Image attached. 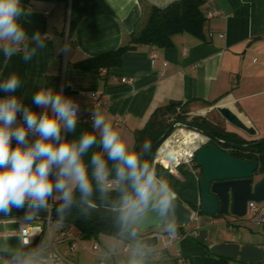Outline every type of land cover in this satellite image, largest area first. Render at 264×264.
Instances as JSON below:
<instances>
[{
  "label": "crops",
  "instance_id": "crops-1",
  "mask_svg": "<svg viewBox=\"0 0 264 264\" xmlns=\"http://www.w3.org/2000/svg\"><path fill=\"white\" fill-rule=\"evenodd\" d=\"M103 1L110 14L84 17L68 38L70 2L21 0L29 13L23 21L28 35L39 31L45 37V47H37L36 54L27 63L20 54L6 60L0 49V79L11 73L20 76L23 85L15 95L25 106L42 110L32 103L33 93L41 86L53 87L63 89L66 96L80 105V112L86 114L90 107L81 92L100 91L107 102L100 109L102 114L112 124L118 119L123 121L118 131L133 147L134 132L143 129L159 108L186 104L190 112L205 118L203 115L212 106L220 104L255 129L256 136L250 137L251 140L264 139V0H205L200 8L205 17L203 39L181 34L173 37L170 48L140 46L126 52L120 67L111 68L106 77L74 69L72 65L128 44L151 7L163 9L176 0ZM29 47L36 45L33 42ZM5 95L9 94L0 91V97ZM83 130H91V125L79 122L76 133L69 134L68 138ZM56 202H59L57 198ZM40 219L8 218L0 220V224L15 226L8 235L20 238L18 221L25 222L32 245L41 239L43 230L51 233L48 220ZM197 219L210 227L222 216L198 215ZM244 224L251 227L249 233L238 231L232 234V240L218 237V241L264 247L261 234L264 224L246 219L236 222L234 227L240 230ZM191 227L183 229L184 234L189 233L187 236L177 234L171 242L166 238L167 230L146 233L144 236L161 237L158 247L149 252L166 251L171 257L181 258L207 255L206 249L191 239L194 234L189 229L192 231L198 226ZM55 232L58 249L67 251L76 235L70 230H59L56 224ZM94 243L99 246L96 252L91 250ZM78 246V252L71 257V261L77 259L76 264L84 259L79 253H85L84 264H127L143 252L121 238L105 235L92 240L78 239Z\"/></svg>",
  "mask_w": 264,
  "mask_h": 264
},
{
  "label": "clouds",
  "instance_id": "clouds-1",
  "mask_svg": "<svg viewBox=\"0 0 264 264\" xmlns=\"http://www.w3.org/2000/svg\"><path fill=\"white\" fill-rule=\"evenodd\" d=\"M28 15L21 0H0V49L6 60L20 54L27 63L37 47H45L39 31L28 35L23 23ZM33 42L36 47H29ZM22 85L16 73L0 79V91L9 94L0 97V213L26 210L25 218L32 219L57 198L62 216L78 199L90 206L94 192L106 197L113 184L119 185L116 207L124 224L149 207L175 212L176 193L146 160L148 143L130 147L98 107L91 111V130L69 139L80 122V105L63 89L41 86L32 96L43 110L38 113L15 95Z\"/></svg>",
  "mask_w": 264,
  "mask_h": 264
},
{
  "label": "trees",
  "instance_id": "trees-1",
  "mask_svg": "<svg viewBox=\"0 0 264 264\" xmlns=\"http://www.w3.org/2000/svg\"><path fill=\"white\" fill-rule=\"evenodd\" d=\"M44 2H70V13L68 22V38H71L78 24L84 17L110 14L108 6L103 0H33ZM205 0H176L166 8L160 9L151 7L147 15L137 25L134 33L128 44L119 47L118 49L104 53L102 55L81 60L72 65L74 69L84 72L96 73L100 76L106 77L111 68L120 67L123 55L140 46H152L156 48H170L173 46V37L181 34H189L197 39H203V28L205 24V17L203 16L200 8ZM189 107L186 104H168L162 108L157 109L145 127L141 130L134 132L133 147L140 149L144 143L150 146L156 143L169 126L175 120H187L189 118ZM193 123L202 125L215 137L220 140H227L235 143H246L236 134L226 132L221 124L213 126L205 118L194 117L191 120ZM199 122H202L200 124ZM212 126V127H209ZM204 126V125H202ZM238 152V151H237ZM243 153V152H238ZM154 153L149 163L152 164L153 169L157 176L165 179L176 196L179 197L184 205L192 211L198 212V183L192 173L184 172L181 170L182 166L177 168V175L171 174L168 170L164 169L159 164H153ZM247 155L242 160L255 161L257 160L256 154L264 156V146L250 150V155ZM255 154V155H252ZM233 155V154H231ZM193 166L195 163L193 161ZM118 189L110 191L108 195L101 198L100 193L94 192L92 197L93 205L99 208H117L116 205ZM59 202L53 203V210H56ZM150 208V207H149ZM198 215H201L198 212ZM202 216V215H201ZM22 218V217H11ZM9 218V219H11ZM34 219H40L35 218ZM47 221L45 219H40ZM54 223L62 231H72L75 238L81 240L96 239L101 235L118 237L124 231H131L135 235L139 234L134 230L131 222L124 224L120 219V214L108 213L101 214L81 206H74L66 214L57 216L50 219V225ZM46 229V227H45ZM167 232H171L170 229ZM45 233L43 230L41 236ZM175 233L178 235L184 234L183 228L175 227ZM199 245L207 250L205 256H192L181 258L180 256L171 257L166 251L159 253L149 252L144 248H139L143 252L132 262L127 264H246L239 260H229L226 258L218 257L209 252L208 246L205 243L196 241ZM35 246L32 244L25 247L20 252L4 253L0 264H41L36 255L29 256V251ZM46 245L41 247L44 253ZM174 258L173 260H163L166 258ZM259 264V263H258Z\"/></svg>",
  "mask_w": 264,
  "mask_h": 264
},
{
  "label": "water",
  "instance_id": "water-1",
  "mask_svg": "<svg viewBox=\"0 0 264 264\" xmlns=\"http://www.w3.org/2000/svg\"><path fill=\"white\" fill-rule=\"evenodd\" d=\"M211 109H214L225 123L234 127L235 130L249 137L256 136L255 129L243 122L231 109L220 104L212 106ZM180 128L197 132L209 139V142L201 145L193 153L195 167L201 171L198 182L200 197L198 212L202 216L215 217L230 214L242 218L246 214L249 202L264 203V156L260 157L256 154L257 160L255 161L239 160L226 154L221 149L226 147L248 152L264 146V139L246 145L227 143L191 121L175 120L161 138L151 145V153L146 157V160L148 161L154 153H157L158 149L175 133V130ZM175 203L174 213L162 214L158 208H148L141 217L131 222L132 227L138 231L139 236L128 230L120 233L119 238L137 248L154 250L158 247L161 237L157 234L144 236L146 233L154 230H168L170 226L184 229L190 227L193 222L198 221V212L194 213V211L187 208L177 196ZM74 206H81L101 214H120L117 208H99L93 204L89 206L79 201V199L71 208ZM70 209L66 210L64 214ZM25 211L13 209L12 214L8 216L0 213V219L25 217ZM57 216V209L51 211L41 210L35 218L50 220ZM194 236L196 241L205 243L208 239V231L207 229H200L196 231ZM208 250L215 256L229 260H239L246 264L264 262V247L240 246L235 243H213L208 246ZM173 259L170 257L163 260Z\"/></svg>",
  "mask_w": 264,
  "mask_h": 264
},
{
  "label": "built area",
  "instance_id": "built-area-1",
  "mask_svg": "<svg viewBox=\"0 0 264 264\" xmlns=\"http://www.w3.org/2000/svg\"><path fill=\"white\" fill-rule=\"evenodd\" d=\"M155 58V55L153 54L151 56V63H153V60ZM123 83H128V80L126 79H122ZM81 95L83 97H86L87 100V104L90 107V110L88 113L83 114L80 112V117L79 120L81 123L83 124H87V125H91V111L93 108L98 107L99 109H102L104 107L107 106V102L103 99L102 97V92L100 91H91V92H81ZM43 110H36V112H41ZM191 115L190 118H188V121H191L192 118L195 117V115L193 113L189 114ZM20 116L18 115V121L20 120ZM122 120L118 119L116 120L112 125L113 127L118 130L120 125L122 124ZM180 130H186V131H190V132H194L188 129H184V128H180L178 130L175 131V133L168 139L170 140L171 138L174 140V136L176 135V133ZM197 133V132H194ZM199 134V133H197ZM203 136V135H201ZM204 137V136H203ZM205 141L203 142H198L196 147L193 149L191 155L186 158V159H180L177 161L176 164L172 165H166L163 162V156L165 155V150H162L163 144L157 151V153L155 154L154 158H153V164H159L161 166H163L164 169L168 170L171 174L173 175H177V168L179 166H185L187 165L189 167V171L192 173V175L195 177L197 183L199 182V178H200V172L199 169L193 166V153L203 144L209 142V139L204 137ZM167 140V141H168ZM119 187L118 184H113V187L110 191H115L117 190V188ZM53 198L50 199L49 201V206L46 210H53ZM197 205L199 208L200 205V197L198 196V200H197ZM194 213H197L194 211ZM245 216H247V219H249L252 222H256V223H260V224H264V203H260V204H256L254 202H249L248 206H247V211ZM8 219V218H6ZM50 220H48V226H49V222ZM19 223V230H18V234L20 236L21 239V245L23 247H28L31 244L30 241V237H31V232L29 227L25 224V222L23 221H18ZM195 230L197 231L198 228H195ZM11 234H14V231L10 232ZM194 234H196V232H193ZM185 236L188 235L184 234ZM177 233H172V232H167L166 233V238L169 242L173 241L174 239H176ZM58 243L59 241L56 239H53L50 233V230L48 231V242L46 244V249L44 250V253L41 250H37V252L34 253V255H36L41 264H73L71 261V257H74L76 255V253L79 250V246H78V239H72L71 240V244L70 247L67 251H60L58 249ZM99 249V246L97 243H94L92 245L91 250L93 252H96ZM2 260V256L0 255V261Z\"/></svg>",
  "mask_w": 264,
  "mask_h": 264
},
{
  "label": "rangeland",
  "instance_id": "rangeland-1",
  "mask_svg": "<svg viewBox=\"0 0 264 264\" xmlns=\"http://www.w3.org/2000/svg\"><path fill=\"white\" fill-rule=\"evenodd\" d=\"M65 53L66 52L64 51L63 54L65 55ZM64 55H63V57H64ZM200 107H202V106H200ZM191 113L192 112L189 111V113H188L189 118L191 116L189 114H191ZM194 115H195V117L199 116V115L196 116V114H194ZM203 117H205L206 119H208L210 121L217 122V123H219V124H221V125H223L224 127L227 128L225 121L219 116V114L217 115L216 112L208 113L206 115H203ZM230 127L235 129L232 126H230ZM176 130H178V129H176ZM229 130H231V129H229ZM240 134L243 135L244 138L250 139L249 136H247V135H245V134H243L241 132H240ZM175 137H177V135ZM181 170H183L184 172L187 173V172H189V167L187 165L182 166ZM53 201H56V198H53ZM246 219H247V216H244L242 218H237V217H234V216L228 214V215L222 216V219H216L214 225L210 226V227L208 225H204L203 223L201 224L198 221L193 222L191 226H193V227H197L198 226V230L197 231H199L200 229H207V231H208V239L205 242V245L206 246H210L213 243H220L218 241V237H226L227 239L232 240L231 238H232V234L233 233H237L238 231L243 232V234L249 233L248 229H250L251 227L246 226L245 224L242 225V227H240V230H238L237 227H234V225H236V222H239L240 220H246ZM0 220H2V219H0ZM190 227H188V228H190ZM11 229H16V227L15 226H6V225H1L0 224V255H2V256L4 255V253H9V252L16 253V252H20L23 249H25V247H23L21 245V239L17 235H8V232ZM50 229H51V236L53 237V239H56L57 238V234L55 232V224L54 223L51 224V228ZM190 229H189V232L193 233L194 231H191ZM261 234L264 235V233H262V232H261ZM258 236H260V235H258ZM191 239H193L195 241V236L194 235L191 236ZM32 242H33V239H32ZM47 242H48V231H46L43 234L41 239L38 242H36L35 246L29 251V256H32L35 252H37V250L39 248L45 246L47 244ZM240 246H242V244H240ZM60 248H61V246H60ZM172 250H174V249H172ZM79 254H80V256H82L84 258L82 260V262H81V264H84L83 261L86 259L85 255H84L85 253H79ZM80 256L78 255V257H80ZM72 261H73L74 264L77 263L76 262L77 259H73ZM259 264H264V262H261Z\"/></svg>",
  "mask_w": 264,
  "mask_h": 264
},
{
  "label": "bare ground",
  "instance_id": "bare-ground-1",
  "mask_svg": "<svg viewBox=\"0 0 264 264\" xmlns=\"http://www.w3.org/2000/svg\"><path fill=\"white\" fill-rule=\"evenodd\" d=\"M176 135L177 137H175ZM176 135L174 140L171 138L162 147V150H165L163 162L166 165H174L178 160L188 158L197 143L205 141V138L200 134L186 130H180Z\"/></svg>",
  "mask_w": 264,
  "mask_h": 264
},
{
  "label": "flooded vegetation",
  "instance_id": "flooded-vegetation-1",
  "mask_svg": "<svg viewBox=\"0 0 264 264\" xmlns=\"http://www.w3.org/2000/svg\"><path fill=\"white\" fill-rule=\"evenodd\" d=\"M212 112H216L214 109H211L208 113H212ZM207 113V114H208ZM216 114L218 115V113L216 112ZM206 119V118H205ZM208 122H210L213 126H216L217 124L219 125V123H217V122H213V121H210V120H208V119H206ZM192 122V121H191ZM193 123V122H192ZM200 124H202V122H199ZM193 124H195V123H193ZM195 125H197V126H200V127H203V128H205V127H208V125H206V124H202V125H204V126H202V125H198V124H195ZM223 126V125H222ZM226 126H227V128L226 127H224L223 126V128L225 129V131L226 132H230V133H233V134H236L238 137H240L242 140H244L246 143H242V144H239V143H235V142H229V141H227V140H225V142H227V143H232V144H237V145H246V144H250V143H253V142H255V141H258V140H251V139H246V138H244L243 137V135H241L238 131H235V129H233V128H231L229 125H227L226 124ZM209 127H212V126H210L209 125ZM206 129V128H205ZM229 129H231V130H229ZM207 130V129H206ZM238 132V133H237ZM226 154H228V155H230L231 157H233V158H235V159H239V160H242L241 158L243 157V158H245L247 155H245L244 153H246V154H249L250 155V151H248V152H244V151H239V150H235V149H231V148H221ZM243 152V153H238V152ZM231 154H233V155H231ZM252 155H255V154H252ZM257 158V157H256ZM199 172L201 173V171H200V169H199Z\"/></svg>",
  "mask_w": 264,
  "mask_h": 264
}]
</instances>
